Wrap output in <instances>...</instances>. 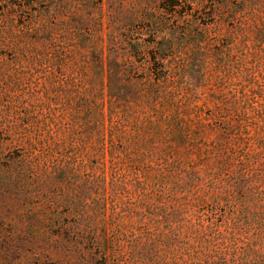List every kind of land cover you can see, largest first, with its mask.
Instances as JSON below:
<instances>
[{
	"label": "trees",
	"instance_id": "trees-1",
	"mask_svg": "<svg viewBox=\"0 0 264 264\" xmlns=\"http://www.w3.org/2000/svg\"><path fill=\"white\" fill-rule=\"evenodd\" d=\"M103 3L80 0L75 26L0 25L12 56L0 70V128L22 136L0 146L23 148L25 172L59 179L84 219L129 217L118 230L127 262L264 264V0L193 1L200 17L180 16L178 37L152 46L107 33ZM224 24L221 39L209 34ZM210 82L242 96L217 98L208 114L199 89ZM109 186H131L139 206H110Z\"/></svg>",
	"mask_w": 264,
	"mask_h": 264
},
{
	"label": "rangeland",
	"instance_id": "rangeland-1",
	"mask_svg": "<svg viewBox=\"0 0 264 264\" xmlns=\"http://www.w3.org/2000/svg\"><path fill=\"white\" fill-rule=\"evenodd\" d=\"M79 1L33 0L32 3L30 0L32 4L27 8L28 1L0 0V25L17 32L28 25L42 28L64 23L75 26ZM193 1L196 0H104V28L107 33L129 34L128 39L150 46L165 38L176 39L178 34L171 33L183 26V18L200 17L193 9L196 7ZM209 22L210 18L202 14L200 28ZM230 27L224 24L211 29L209 34L221 39ZM50 37L58 39L59 35L55 32ZM11 58L10 52L0 46V70L7 69ZM213 87L215 84L210 82L207 87L199 89V104L208 108V114L218 106L217 98L230 102L240 99L243 92L242 89H210ZM250 90L245 89V92L250 94ZM56 99L58 104H64L63 96L58 95ZM20 137L12 128H0L2 140ZM215 138V133L209 134L210 140ZM23 152V148L15 143L0 146V264H141L127 262L128 244L123 235L118 234L119 224L128 225L131 222L129 217L118 222L109 214L107 221L101 224L84 219L78 208L69 207L63 200L61 193L66 187L60 188L59 179L47 182L46 178L22 169ZM79 186L80 182L73 183L71 189L74 193ZM128 188V191H116L109 186V205L118 201L138 207V194L131 186ZM104 234L111 244L108 251L98 246L99 242H104ZM112 249L117 251L116 254L104 256ZM164 264L178 263L168 258Z\"/></svg>",
	"mask_w": 264,
	"mask_h": 264
}]
</instances>
